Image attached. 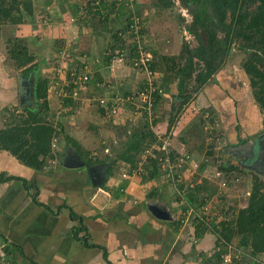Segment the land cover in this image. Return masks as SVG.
<instances>
[{"label":"crops","instance_id":"crops-1","mask_svg":"<svg viewBox=\"0 0 264 264\" xmlns=\"http://www.w3.org/2000/svg\"><path fill=\"white\" fill-rule=\"evenodd\" d=\"M67 1L70 0H65L60 6L63 7ZM81 1L70 4L68 9L74 14L79 8L77 18L72 17V19L79 18L78 28L90 30L88 35L83 36L80 33L82 37L80 35L81 39L78 40L76 37L73 38L74 34L67 30L59 34H51L52 37L54 36L52 40L50 34L45 35V39L42 35L32 38V45L35 44L37 49L33 51L32 47L30 48L39 60L36 59V63L39 62L41 66L42 60L47 58V62L51 64L50 68H47L48 63L44 68L50 69L49 72L55 75L54 83L58 81L54 85L56 86L55 92L65 95L68 94L70 88L72 89L68 79L70 69L74 66L71 58L76 57L79 60V55L83 52L88 53L83 58L88 57L90 64L86 69L81 70L91 71L93 80L90 85L74 90L75 100H72L74 104L63 103L66 107H73L71 111L61 110L60 114H56L52 119L55 128L62 127L61 130L56 128L58 134L56 139L60 141V144L56 150L57 147H53L52 141V152L55 158L49 159L43 170L27 166L7 151L0 150V176L7 175L17 178L13 181L3 179L0 182V264H210L206 260L207 257L215 262L216 257L212 258L214 253H210L212 251L209 249H200L193 263L188 260V255H183L186 251H181L179 244L184 242V229L195 227L196 230L197 222L190 219L192 216L189 218L190 214H194L193 210L188 212L189 216L186 220L182 219L180 204L184 207L183 198L179 196L176 184L170 181L168 184L162 183L161 178L157 181L143 182L136 177L135 173L129 172L128 166L123 170L122 176L118 174L116 176L115 169L111 171V174L110 164L96 157L102 152L105 156L104 150L106 152V149L103 147L100 150L97 145L93 147L89 141L90 135H87V138H79L83 132L77 124V118H81L78 115V109H83L84 115L87 116L93 112L91 107L97 106L103 115L99 103L101 99L122 95L123 90H125L124 93L136 91V88L133 89L131 83H128L129 80L119 81L120 75L118 79L115 78V83L112 85L113 81L109 77L113 75L107 69L108 64H93L98 59L96 57L101 56L96 54L95 39L102 36V41L107 46L110 35L115 30L108 25L115 26L118 30L122 29L128 24L129 11L121 8L118 14H111L113 17L109 18L107 23V20L99 19L102 14L106 17L105 7L103 13L81 17ZM53 2L54 0L49 4ZM46 3V0L42 2L41 8H44ZM49 4L46 7H49ZM109 4L107 3V9ZM120 5L118 3L114 5V10L115 6ZM68 9H65L66 12H69ZM62 16L59 13L55 18L58 24L67 22ZM94 16L99 19L98 28H96V20L93 21ZM116 20H119L117 24ZM42 26L39 25L43 30L48 29V24ZM56 41H62L63 44H56ZM71 42L79 46H70ZM46 47H49L47 53L45 52ZM65 55L68 60L57 61ZM119 72L129 73L128 69L123 72L119 70ZM95 80L99 81L94 82ZM105 82H111L108 84L109 91L105 90ZM121 82H125V87L123 84L120 85ZM6 102L7 100L0 97L2 107L6 105ZM74 117L76 118L75 123L71 122ZM97 119L102 121L99 115ZM11 122L12 119H2L0 116V129L5 128ZM164 126L167 128L166 123L162 124V127ZM64 128L70 130L74 144L68 145L67 140L61 143L62 139L68 137V133H65L67 130ZM99 135L100 132L98 137ZM98 137L95 136L96 142H101L102 140ZM180 145L187 146L185 142H180ZM178 148L181 149V147ZM67 158L73 160L70 164L74 166L66 167ZM40 159L43 160V157ZM131 176L133 177L128 179ZM153 192L158 193V196H151ZM64 205L72 208L78 216L84 219L86 230L79 234V238L74 232V227L79 223L72 221L69 209L60 210ZM152 206L166 207L171 219L162 220L155 217L150 211ZM87 234L89 243L94 244L95 247L85 245L83 238ZM205 237L204 235L198 240H203ZM208 238L209 235L203 242ZM242 238L244 239L242 246L245 247L249 243L246 241L248 238ZM245 256L250 257L246 252ZM226 262L224 258L221 264H226Z\"/></svg>","mask_w":264,"mask_h":264},{"label":"rangeland","instance_id":"rangeland-1","mask_svg":"<svg viewBox=\"0 0 264 264\" xmlns=\"http://www.w3.org/2000/svg\"><path fill=\"white\" fill-rule=\"evenodd\" d=\"M34 1V5L36 4L37 7L33 18L34 21L14 27L15 30L13 28V31L11 27H7L8 29L6 28V30H4V35L0 37V97L7 100L5 105L7 107H2V105H0V116L2 119L7 118L9 120L12 119L11 116L13 115L18 116L24 113L22 111L24 108L21 106V95L19 93L20 78H25V81L27 82L28 98L25 100L27 102L26 107H32V105L35 106V99L33 96L36 82L35 74L31 72L29 75L25 76L22 70H18L15 66H13V61L9 59L7 43V38H9L11 34L14 37L19 36L27 40V44L32 47L33 51H36L37 47L35 44L32 45V38H36L38 35H42L43 39H45L48 34H59L60 32L62 33L63 31L65 32L68 30L69 33L74 34L73 38L76 37L79 40L81 39L80 33L84 36L88 35L87 33L90 32L88 29L80 30L78 28L77 22H79V18L75 19L77 18V15H74L68 9L70 4L77 3V1L81 0L67 1V3H64L63 7L60 5L65 0H54L53 3L49 4V7L45 6L44 8H41L40 4L45 0ZM171 1L174 6L169 9H158L156 7L157 0H137V3L129 8L131 13L142 19L143 30L146 38L145 40L153 54V62L155 60L158 61L160 69H164L166 67L165 61L167 63V60H163L162 56L173 57L180 55L187 43H189L191 48L198 46V41L188 31V26L193 21V16L187 7L188 1ZM65 9H68L69 12H66ZM59 13L63 15L62 17L64 19L66 18L67 22H62L61 24L57 23L55 18L58 17ZM86 15L88 14L83 16ZM72 17H75L73 18L74 20ZM112 17L113 16L110 15L111 19ZM94 19L97 24L96 28L99 26V19L104 20L103 16L99 17V19L97 16H94L93 21ZM28 20H32V18L28 17L27 21ZM44 20H48L50 22L45 23L43 22ZM228 21H230V19H228ZM118 22L119 20H116V24ZM45 24H48L47 30H43V28L39 27V25L42 26ZM108 27H112L115 30L118 29L111 25H108ZM91 31L94 33L92 29ZM12 35L11 38L13 39L14 37ZM53 37L51 35L50 39L52 40ZM102 40V36L95 39L94 47L97 55H102L107 49L105 42ZM72 45L73 44L71 42L70 46ZM240 45L241 43L239 42L235 43L230 53V57L225 65L221 68L213 80L209 82L201 91L198 93L193 92V83H190L189 86L184 89V93L192 95V97L189 102L184 105L182 109L183 111L178 117L179 124L175 127V131L177 130V133L174 138L173 148L175 152L183 153L182 155L190 153V159L182 161L180 167L176 166L175 161L168 160L166 151H160L163 147H160L158 142L155 141L151 147H149H154L157 152H162V154L156 155L155 152H153L151 154H155L156 156H150L149 154H144V156L141 155L142 160L140 159V168L138 171L134 172L136 177L143 181V176L148 173L146 165L153 163V159H158L160 168L159 178H161L160 182L162 183L165 182L168 184V182L171 181L169 179H173V173L182 175V180L190 181L194 185L198 182L201 183L200 181L207 178L211 187L214 189V193L215 191L216 193L215 196L209 200L210 202L204 207L205 209L200 210V213L207 217L209 221L215 222L216 225L220 224V222L224 220H235L239 210L247 206L253 186V177L257 175L255 170H251L239 162L238 156L233 151L231 152V150H233L231 146L236 143L239 144L240 140H248V138L253 137L256 138L261 135V133H264V109H260L257 105L256 96L253 88L250 86L249 77L245 75L243 70V64L248 56V53L242 51L240 49ZM73 46L76 47L79 45ZM49 47H46V53L49 51ZM46 57L48 56L46 55ZM45 60L46 59H44V61ZM59 60H68L67 55L57 61ZM37 61L39 60L37 59ZM184 64L185 60H182L180 66H184ZM50 65L51 64L49 62L47 68H50ZM168 65L170 66L169 63ZM127 66L128 65L125 66V69H116L115 75L113 77H109L113 81L111 83L112 85L115 83V78L118 79V76L120 75L119 81L122 79H126L127 81L129 80L128 83H131L133 89L140 86L139 82L142 75L137 73L135 74L130 65L128 67ZM38 67L40 77L50 79L53 85L52 88H54L49 90L48 99L50 101L51 114H49L46 120L51 124L52 119L55 118L56 114H60L61 110L71 111L73 107L64 106V98L60 93L55 92L56 86L54 85H56L58 81L54 83V81H56V77L53 73L49 72L50 69L48 70L44 68V63H41V66L39 65ZM127 69L129 73L123 74L119 72V70L123 72ZM160 69H157L156 77L159 83L166 87L167 95L163 101L159 103V106L157 105L156 114H154L159 116V118L168 120L172 114V105L174 104L178 107L181 105L182 101H177L176 99L177 94L179 93L178 82L170 83V90L166 84L167 81L164 76L165 73L160 71ZM90 72L91 71H88L87 73ZM29 81H31V83ZM98 81L99 80H95L94 82ZM125 82H121L120 85L123 84V87H125ZM137 88L135 90H137ZM105 90L109 91V88H106ZM124 91L125 90L121 91V93L123 94ZM10 102H13V104H9ZM19 108L20 110L18 111ZM91 109L93 112L87 116L84 115L85 111L83 109H78V115L81 118H77V124L79 129L83 132L79 138H87V135H90L89 141L93 147L94 145H97V147H100V150L104 147V149H106V152L104 150L105 156H103L104 154L102 152L101 154H97L96 157L98 159H104V161H108V163L115 161L122 143L132 137L136 129H141V127L147 123L143 117L132 115V111L137 110V108H134L133 105L126 106L117 117L112 119L101 115L102 112L100 113V108L97 106H93ZM144 114L145 113L142 115ZM98 115L102 120L101 122L97 119ZM71 122L75 123L76 118L74 117L73 120L71 119ZM158 126L159 129L163 130V132L167 129L165 126ZM56 128L60 129V126ZM64 130L67 129L64 128ZM69 131L70 130H67L65 133H68L67 136L73 139ZM96 132L98 133L95 134ZM99 132V137L102 141L96 142L97 139L95 136L98 137ZM167 140L168 138L164 137L160 142L165 145V141ZM65 141L66 139H62L61 143H64ZM262 141L263 143H256L257 146L260 143L264 144V140ZM180 142H185L187 146H181ZM59 144L60 141L57 139V146ZM177 146L181 147V149ZM56 150H58V147ZM210 151H213V154H209ZM252 160H256V157ZM202 163H205L206 167L203 172H200L199 167ZM122 164L125 165L124 162H118L116 165L114 164L112 166V168L117 172L116 176L117 174L122 176L123 170H125L126 166H128L127 164L125 166H121ZM231 166L235 167L237 170L233 169L232 171L227 172L220 171L222 167ZM259 176L264 181V175ZM132 177L133 176L128 177V179H131ZM154 180L157 181L158 178ZM224 183L228 185L224 186ZM191 216L192 214H190L189 218ZM193 218L194 217L192 216L190 219ZM194 230L195 227L184 229V242L179 244L181 246V251H186V254L183 255H188V260L191 263L194 262L200 249H209V251H212L210 252L212 254L223 251V245H218V238L210 233V231H207L208 233L206 232L205 234L206 237L209 235V242L208 240L203 242L206 237L203 240H198ZM246 241L249 242V240ZM243 243L244 239L242 237L234 239L233 243H231L232 247L229 250L227 249V252L224 254V258H226V260L228 259L226 264L252 263V260L245 256V252H243V250L240 251L239 248H237V245H242ZM258 259L259 260L256 264H264V254L260 255Z\"/></svg>","mask_w":264,"mask_h":264},{"label":"trees","instance_id":"trees-1","mask_svg":"<svg viewBox=\"0 0 264 264\" xmlns=\"http://www.w3.org/2000/svg\"><path fill=\"white\" fill-rule=\"evenodd\" d=\"M183 1H188L187 7L193 16V21L188 26V31L196 38L198 46L191 48L189 43H187L180 55L173 57L162 56L163 60H167V63L165 61L166 67L164 69H160L159 63L156 60L154 62L152 60L149 63L150 69L155 74H157V69L165 73L166 84L170 90V83L178 82L179 93L176 99L177 101L181 100L182 103L178 107L174 104L172 105V114L168 120L156 116L153 127L146 121L147 123L142 126L141 129H136L134 135L124 141L120 146L115 161H111L110 163L104 161L106 164H110L109 171L111 174V171L114 170L112 166L114 164L116 165L118 162L127 164L130 168V173L138 171L140 168L139 163H141L142 160L141 155L144 156L145 150L155 141L157 142L159 132L164 137L170 136L171 140L174 141L177 132L175 135H172V131L178 124V117L182 113L184 105H186L192 97V95L184 93L185 87L193 83V92L198 93L201 91L213 80L225 65L236 42L241 43L240 49L248 53L243 64V70L245 75L249 77L250 86L254 90L257 100L256 103H258L257 105L260 109H264V0ZM34 2V0H0V37L4 35V30H6L7 27H11L13 31L14 27L34 21L33 18L37 9ZM46 2L44 6H47L52 0H46ZM107 3H110L108 9L106 8ZM117 3L120 4L119 0H82L80 2L81 17L85 14H90V16L94 13L99 14L105 7L107 10L106 17L104 14H102L101 17L103 16V19L107 20L108 23L110 15L114 13L118 14L121 8L129 11V7L125 5V2L121 4L120 8L115 6L114 10V5ZM173 6L171 0H157L156 2V7L158 9H169ZM78 12L79 8L77 12H74V15H78ZM134 16L135 15L129 11L127 18L128 24L120 30L117 29L110 35L105 53L96 57L98 59L94 61V65L110 64L116 58L124 56L126 57L125 64L128 66L130 65L131 68L133 67V60L138 57V53H136L134 50L135 48L133 49L128 43L130 36L127 34V30L132 24ZM28 17L32 18V20L27 21ZM228 19H230V21H228ZM81 20L84 21L82 18ZM43 22L48 23L50 21L44 20ZM143 34L145 36L144 30ZM11 35L7 38V43L9 59L13 61V66L18 70H22L25 76L29 75L31 72L35 74L36 82L33 91L35 106L25 107L22 110L24 112L22 115L11 116L12 122L5 128L0 129V150L7 151L27 166L34 167L37 170H43L48 160L55 158L52 152V141L54 137L57 138L58 135L53 121H51V124L46 121L49 114H51L48 97L52 83L50 79L40 77L38 73V66L40 63H36L37 56L31 51L29 44H27V40L19 36L14 37L13 35L14 38L12 39ZM56 44H63V42L56 41ZM148 46L146 42V50H151ZM81 55H79V60H77L78 58L76 57L71 58V61L73 59L72 64L74 66L70 69L68 79L70 81L69 85H72V89L70 88V90H68V94L62 95L65 104H73L74 102L72 100H75V96H73L74 90L83 87L81 83L77 85L76 82H81L80 78L86 74L81 69H86L90 64V60L88 57L83 58L85 55L87 56L88 53L83 52ZM182 60H185L184 66H180ZM43 63L47 65V58ZM133 71L135 74L137 73L140 75L141 72H144V69L139 70L135 68ZM90 83L86 85H90ZM141 83L142 80L139 82L140 86H137L138 88L136 87L137 90H140L142 87ZM157 85H160L162 90L167 94L166 87L161 85L158 80ZM133 93L134 92H127L119 95L125 98ZM164 98L165 96L162 94H155V101L153 104V112L155 114L157 105L159 106V103L163 101ZM19 110L20 108L18 111ZM103 115L106 116L107 114L103 111ZM164 123L167 124V129L165 132H161L158 125ZM60 128L62 127L60 126ZM65 138L68 145L75 143H72L73 139L70 137ZM239 142L240 144L246 143L244 140H240ZM158 144L160 147H163L162 142L159 141ZM233 146H231V148L234 149ZM160 151L164 150L162 149ZM153 152H155L156 155L162 154V152H157L156 149H153ZM155 154H152V156H156ZM181 154L180 152V155ZM187 154L191 156L190 153ZM209 154H213V151H210ZM41 157H43V160L40 159ZM152 162L153 163L146 165L148 173L143 176V182L152 181L160 177L159 160L153 159ZM205 167V163H202L199 167L200 172H203ZM233 169L237 170L235 167L231 166L222 167L220 171L227 172ZM174 176V180L170 179V182L178 186L176 187L180 194L179 196L183 198L182 203L184 207L179 203L182 208V219L186 220L188 212L193 210L194 214H192V216L194 218L192 220L197 222L195 230L196 238H203L207 231H211L213 235L218 238V245H223V251L212 255V258L216 257L214 258L216 261L212 262V259L207 257L206 260H208V263L221 264L224 260L225 252L232 247L231 243H233L234 239L247 237L249 240L248 245H245V247L237 245V248H239L240 251L244 250L250 256L249 258L252 260L251 264H256L260 255L264 254V181L257 175L254 176L247 206L239 210L235 220H224L216 225L215 222L209 221L207 217L200 213V209L207 205L209 200L212 199L216 193V191L214 193V189L211 187L208 179L204 178L201 183L198 182L194 185L190 181L182 180V175L178 173H175ZM3 179L6 181H13L17 178L1 175L0 182L3 181ZM192 185H194L193 188L191 187ZM151 196L156 197L158 193L153 192ZM64 208L69 209L72 221H77L79 223L78 226L74 227L75 236L79 238V234L86 230L84 219L66 205L62 206L60 210ZM179 222L181 223V221ZM83 239L87 247H95L94 244L89 243L88 234ZM203 258L205 259V255H203Z\"/></svg>","mask_w":264,"mask_h":264},{"label":"built area","instance_id":"built-area-1","mask_svg":"<svg viewBox=\"0 0 264 264\" xmlns=\"http://www.w3.org/2000/svg\"><path fill=\"white\" fill-rule=\"evenodd\" d=\"M136 1L137 0H126V1L119 0L120 4L125 2V5L128 6L129 8H131V6H134ZM127 34L130 36V40L128 41V43L133 49L135 48L134 50L136 51V53H138V57L135 60H133L134 64L132 69L135 68L139 70L144 69V72H141L140 74L142 75L141 78L142 87L140 88V90L134 91L133 94H130L125 98L118 94L110 98L104 97L99 101V103L103 108L104 112L107 114L106 117L109 119L114 118V116L117 117L126 106L133 105L134 108H137V110L132 111V115L143 117L147 122H149V124H151V127H153V122L156 118V115L153 112L155 94L156 93L162 94L165 97L167 94L164 92V90H162L160 85L159 86L157 85L156 74L150 69L149 63L153 60V54L152 52H150V50H146L145 48L146 38L143 34V21L141 18H139L136 15L134 16V18L132 19V24L127 30ZM125 58L126 57L124 56H120V58L118 57L112 63L108 64L107 69L111 73V75L113 76L115 75L116 69L125 68L126 66ZM85 73L86 74H84L82 78H80L81 82H76L77 85L81 83L83 86H85L87 83L91 82L93 78L92 77L93 74L91 72L90 73L85 72ZM110 83L111 82H105L104 87L110 88L108 85ZM143 113L145 114L142 115ZM176 131L174 129L172 131V135H175ZM163 138L164 136L159 132L157 142L162 141ZM167 138L168 140L165 141V145L163 143V150L166 151L168 160L175 161L176 166L180 167L182 161L186 159H190V155H188L187 153H185V155H182L183 153L181 155L180 153L177 154L174 151L173 141L171 140L170 136ZM53 147L54 148L57 147L56 138L53 140ZM150 147L145 150L144 154H149L150 156H152L151 153H153L154 147L152 148ZM174 175L175 173L172 174L173 180L175 177ZM224 186H227L226 183H224ZM191 187L193 188L194 185H192ZM204 207L202 208L203 210L205 209Z\"/></svg>","mask_w":264,"mask_h":264},{"label":"water","instance_id":"water-1","mask_svg":"<svg viewBox=\"0 0 264 264\" xmlns=\"http://www.w3.org/2000/svg\"><path fill=\"white\" fill-rule=\"evenodd\" d=\"M26 79H19L20 81V93H21V106L22 108L26 107L27 102L25 101L28 98V87H27V82L25 81ZM256 141H249L248 143H246L245 145H242L240 147L234 148L233 150H231V152L233 151L237 156H240L241 154H243V152L245 151H249L251 152V157L247 158V160L253 159L254 157H257L258 160V156H259V152H257V154L255 153L256 150L258 148ZM260 151V150H259ZM73 161L71 158H67L66 161V167H72L74 166V164H70V162ZM75 162V159H74ZM150 211L153 213V215L159 219L162 220H170L171 216H170V212L168 211V209L165 208H161V207H157V206H152L150 207Z\"/></svg>","mask_w":264,"mask_h":264},{"label":"flooded vegetation","instance_id":"flooded-vegetation-1","mask_svg":"<svg viewBox=\"0 0 264 264\" xmlns=\"http://www.w3.org/2000/svg\"><path fill=\"white\" fill-rule=\"evenodd\" d=\"M31 83V81H29ZM19 89H20V85H19ZM20 93V92H19ZM21 95V93H20ZM25 108V107H24ZM256 141L257 143L261 142L263 143L262 140H264V133L259 136H257L256 138H248V140H244L246 143H248L249 141ZM246 143L244 144H235V146H233L234 148L236 147H240L242 145H245ZM258 144V147H259V150L257 149L256 150V154L257 152H259V156H258V160H257V157H256V160H247V158L251 157V152L249 151H245L243 152V154L240 155V157L238 156V160L241 164H243L245 167H248L249 169L251 170H255L256 171V174L258 177H260L259 175H264V144ZM242 156V157H241ZM253 165V166H252Z\"/></svg>","mask_w":264,"mask_h":264},{"label":"clouds","instance_id":"clouds-1","mask_svg":"<svg viewBox=\"0 0 264 264\" xmlns=\"http://www.w3.org/2000/svg\"><path fill=\"white\" fill-rule=\"evenodd\" d=\"M104 111V110H103ZM206 206V205H205Z\"/></svg>","mask_w":264,"mask_h":264}]
</instances>
